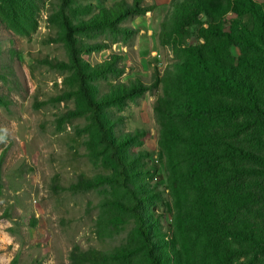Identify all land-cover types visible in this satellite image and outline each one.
<instances>
[{
  "label": "trees",
  "instance_id": "obj_1",
  "mask_svg": "<svg viewBox=\"0 0 264 264\" xmlns=\"http://www.w3.org/2000/svg\"><path fill=\"white\" fill-rule=\"evenodd\" d=\"M45 2L0 0L3 22L27 35ZM106 2L47 0V39L60 43L67 58H36L65 73L54 100L71 105L55 117L82 118L71 139L100 168L53 173L49 190L108 188L97 202V228L108 234L128 228L111 248L72 245L68 264H264V0H169L157 32L159 44L171 49L167 65L149 81L137 75L102 83L124 72L121 52L94 63L82 54L110 46L98 35L131 36L134 29L121 21L155 7L144 0ZM145 91H156L153 115L173 199L172 236L163 231L162 190L148 179L157 163L143 145L145 129L125 130L123 115L113 110ZM9 101L0 92V105ZM7 149L0 151V188ZM2 217L12 219L6 208ZM17 259L18 252L7 264Z\"/></svg>",
  "mask_w": 264,
  "mask_h": 264
},
{
  "label": "rangeland",
  "instance_id": "obj_2",
  "mask_svg": "<svg viewBox=\"0 0 264 264\" xmlns=\"http://www.w3.org/2000/svg\"><path fill=\"white\" fill-rule=\"evenodd\" d=\"M168 1L144 0V3H154V9L121 21L134 29L131 36L112 41L111 37L98 35L95 39H105L110 46L82 54L94 63L113 51L121 52L124 72L117 77L108 75L102 83L137 75L149 81L153 71H161L167 65L172 57L171 49L159 44L157 32ZM46 6L47 0L39 12L36 27L27 35L6 27L0 12V92L7 93L10 100L6 106L0 105V151L8 148L1 172L0 213L6 208L12 215V219L0 218V264H7L17 252V264L35 261L68 264L72 245L111 248L124 240L128 232V228L120 227L108 234L97 228V202L109 195L108 188L58 195L48 188L53 173L66 177L75 171L92 174L100 168L83 154V146H76L71 139L74 126L82 124V118L59 122L55 117L59 110L71 105L69 101L54 100L65 73L36 61L44 54L67 58L60 43L47 39L51 30L46 21ZM232 50L238 53L236 47ZM155 92L145 91L123 109L113 107V110L123 115L125 130L145 129L143 145L149 151V160L157 163L148 179L162 190L159 210L163 231L172 236L175 232L173 199L157 143L158 126L153 115ZM32 217L38 220L35 226L29 224ZM188 256H182L184 261H190Z\"/></svg>",
  "mask_w": 264,
  "mask_h": 264
},
{
  "label": "built area",
  "instance_id": "obj_3",
  "mask_svg": "<svg viewBox=\"0 0 264 264\" xmlns=\"http://www.w3.org/2000/svg\"><path fill=\"white\" fill-rule=\"evenodd\" d=\"M156 161H157V159H156Z\"/></svg>",
  "mask_w": 264,
  "mask_h": 264
}]
</instances>
